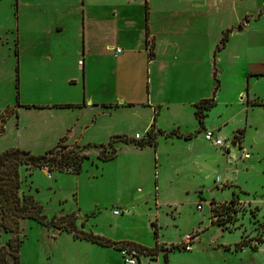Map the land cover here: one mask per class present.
Masks as SVG:
<instances>
[{"label": "rangeland", "instance_id": "rangeland-1", "mask_svg": "<svg viewBox=\"0 0 264 264\" xmlns=\"http://www.w3.org/2000/svg\"><path fill=\"white\" fill-rule=\"evenodd\" d=\"M29 1L0 0V115L4 119L0 152L18 147L41 154L67 135L65 143L86 145L88 157L78 173L44 168L51 178L40 168L28 175V170L20 166L19 192L32 195L47 218L74 214L75 226L84 231L106 238L107 234L130 238L143 246L153 247L156 242L177 244L176 249L166 252V264H264V243H257V238L264 239V201H260L264 200V107L248 108L254 121L244 125L245 81L241 77L245 64L250 70L264 71V0L236 1V9L245 8L252 18L246 23L240 21V28L236 24L233 36L228 33L229 44L217 51L220 54L213 64L219 87L204 123L207 127L216 126L225 117H217L218 113L229 112L227 125L216 131L228 151L204 140L193 111L184 108L175 125L192 133V138H159L155 148L117 142L115 157L107 161L98 160L99 148L91 145L106 143L117 134L129 137L136 131L141 135L147 112L139 110L136 120L131 110L128 114L112 112V116L99 118L86 129L78 122L72 128L79 130L76 134H66V130L60 134L62 127L69 129L74 123L76 112L46 106L70 100L79 92L81 84L74 85L76 78H83L79 64L84 60L87 65L81 54V31L70 23L63 24L60 30L33 24L34 14L26 8ZM138 37L139 29L134 27L125 39L134 53L127 60L119 59L125 51V44L120 41L123 45L113 43L107 50L100 49L102 55L97 61L103 65L100 78L106 94L102 98L113 99L112 91L118 89L115 79L125 63L130 72L129 89H119L133 102L145 100L147 56L139 49ZM77 48L78 64L73 59ZM254 79H249L248 95L264 100V75ZM197 80L201 92L213 87L208 66L204 65ZM241 88L244 90L239 93ZM205 94L210 96L211 91ZM225 100L230 102L226 108ZM169 123L170 119L165 118L163 124ZM96 125L103 130V136H99L103 139L90 135ZM237 127L245 128L246 147L231 142ZM105 150L109 152L110 148ZM247 152L249 157L244 156ZM243 198H248L250 204L239 200ZM223 221L226 222L217 224ZM150 222L156 226L155 238ZM14 235L21 239L19 264L123 263L122 254L116 249L70 242L65 234H56L31 219H20L17 233L0 229V243L5 244ZM238 242L246 245L235 249ZM251 245L256 249L252 250ZM158 252L155 260L154 255L137 252L136 264H165L163 251Z\"/></svg>", "mask_w": 264, "mask_h": 264}, {"label": "crops", "instance_id": "crops-1", "mask_svg": "<svg viewBox=\"0 0 264 264\" xmlns=\"http://www.w3.org/2000/svg\"><path fill=\"white\" fill-rule=\"evenodd\" d=\"M236 1L237 0H30L26 8H30L32 14H34L31 16V22L33 24H47V26L50 25L49 27H51V30H60L63 24L70 23L76 25L79 31H81V54L83 53L84 57H86L87 65L85 67L84 60L79 64V67L82 69L81 73L83 78L81 76L74 81V85L81 84L80 89L78 88L79 92L74 95L72 99L63 100L61 102L79 104V106L56 107L72 109L76 112L74 113V123L71 124L69 129L62 127L60 134L64 130H66V134H76L79 130L75 131V129L72 128L75 127L78 122H82V126L86 129L89 125L91 126V124L97 122L99 118L103 119L106 118L105 116H112V112L120 111L121 113L126 112L125 114H128V111L131 110L135 115L134 120H136L140 112L139 110H146L147 118L145 124L141 126V135L134 131L130 135L127 134L129 137L133 138L135 133H137L140 138L143 137L145 131L153 122L155 128L163 132L176 128L179 133L190 134V138H192V133L181 131L179 125L175 124H177L178 119L182 117V110L184 108L188 109V111L189 109L190 111H194V104L200 99L213 96L214 100V93L218 91L219 82L214 92L213 88L215 81L213 87L210 86V88L201 92L199 91L201 88L199 80H197V75H201L203 67L206 65L208 66V71L211 72V77L213 78V71L216 76V68L213 64L216 55L220 54H217V51L219 52L227 48L229 44L227 41L230 39L228 36L224 46L221 49L215 50L222 33L225 30H229L228 33L233 36V31L236 26L237 28L241 27L240 21L246 23L252 18L245 8L241 10L236 9ZM238 1L241 2L242 0ZM243 6H246V4ZM134 27L135 29H139V49L141 47L140 50L147 56L146 64L148 73L146 76L148 82L146 98L145 100L133 102L123 96V91L119 88L128 90L130 83L128 79L130 72L128 66L127 68L125 67V63L121 64L117 79H115V87L118 89L112 91L114 95L113 99L102 98V96L106 94L105 84L100 78L104 70L103 65L100 60L97 61L98 56H100V54L102 55L100 49L107 50V46L111 47L113 43H123L125 44V51L120 55L119 59L127 60L128 56L134 53L132 52V46L125 39L129 38L130 31L133 30ZM146 40L147 43H151L152 46L150 55L146 48ZM117 52L119 53V51ZM244 52L247 56L248 51L246 50ZM79 55L77 48L73 53L75 63L78 61ZM246 65L247 64L244 65L241 71V77H243L245 81L243 123L244 125H251L254 120L249 116V110L252 106H258L253 104L254 102L264 103V100L257 99L255 96L252 98L249 97V79L250 77H254V80H256L258 77L264 75V71L260 68L250 70ZM136 71L134 70V73ZM91 80H93L92 87L90 85ZM242 89L244 90V88L239 89V93H241ZM209 91H211L210 96H208V94L204 95V93H208ZM125 93H127V91ZM228 105L230 106L229 100H225V108L228 107ZM248 108L250 109L248 110ZM209 109L206 111V114ZM206 114L203 117L202 127L200 129H203V131L213 130L216 136H220L216 131L220 129L219 127L227 125V119L229 117L226 115L229 114V112L226 110L224 114L218 113L217 117L221 118L223 115H225V117L213 127H207L205 125L204 118ZM165 118L170 119L169 124H163L165 123ZM99 128L100 125H96L90 129V135L95 136V139H103L99 138L100 135L103 136V130ZM237 129L241 128L237 127L236 130ZM244 129L239 142V145L242 146L241 148L246 147L243 146ZM116 131L123 133L122 131L124 130ZM107 133L111 134V132ZM64 137L67 140L68 136L66 135ZM159 138L168 139L172 137L164 138L159 135L156 140L158 141ZM90 144L91 143H88L87 145ZM132 145L134 146V144ZM149 147L155 148V146ZM248 147L251 148V144H249ZM245 149L246 148H244V150ZM156 156L159 158V153H156ZM244 156L249 157V152ZM41 170L45 172L48 178L52 177V175L46 173L44 168H41ZM180 189H182V187ZM245 196L248 197V193H245ZM239 200L243 203L246 201L247 205L250 204L248 198ZM251 200L256 201L254 197H251ZM260 201L264 200L260 198ZM172 202L175 201L173 200ZM49 229L56 234H65L70 238L68 239L70 242H85V244H93L92 246L95 247L100 246L86 240L73 238L71 233L64 230L54 227H49ZM106 236L113 241H130L137 243L130 238H115L110 234ZM154 245L163 249L164 247L177 244L172 243L166 245V243L157 244L156 242ZM83 246L89 247L88 245ZM146 247L151 246L146 245ZM117 251L121 253V250ZM157 253L154 255V260L158 256ZM154 264H157V262L154 261Z\"/></svg>", "mask_w": 264, "mask_h": 264}, {"label": "trees", "instance_id": "trees-1", "mask_svg": "<svg viewBox=\"0 0 264 264\" xmlns=\"http://www.w3.org/2000/svg\"><path fill=\"white\" fill-rule=\"evenodd\" d=\"M229 30H225L215 47V50L221 49L224 46L225 41L227 40ZM148 54H151V43L145 41ZM150 46H149V45ZM16 45V43H15ZM17 50L15 47V54ZM17 75H15V80H17ZM215 85L213 92L218 86V81L215 76V72H212ZM214 100L213 96L209 98L200 99L194 104L193 115L197 120L199 129L202 127V120L206 114V111L213 106ZM255 105H263L261 102H254ZM79 104L71 103H58L47 105L46 107H75ZM109 106V105H104ZM27 107V105L25 106ZM45 107V106H44ZM16 116V114H15ZM3 115H0V133L3 131ZM243 129H237L236 132L232 134L231 141L232 143L239 144L240 138L242 136ZM162 136L164 138L168 137H182L188 139L191 137L190 134H181L177 131L176 128L169 131L163 132L160 129L155 128L154 123L152 122L149 128L145 131V134L141 138H130L125 135H113L111 136L106 143L92 144L99 148V151L96 153V158L100 161H107L115 157L116 149L115 143H132L135 146L142 148L144 146H155L157 136ZM110 148L109 152H106V147ZM86 145L80 146L78 144L68 145L65 143V137L62 136L59 138L57 143L45 150L41 154H33L28 150H24L18 147L6 148L0 152V229L2 232L8 233H17L18 223L20 219L27 218L34 220L38 224L45 227H54L60 230L71 233L73 238L86 240L91 243L111 247L116 250H133L140 252L143 255H155L159 250H163V259L167 261V251H172L177 248V245H170L169 247H164L163 249L158 248L156 245L153 247H146L138 243L130 241H113L109 238L97 235L91 231H84L79 229L74 224V214H64L58 217L52 216L47 218L41 212V205L35 201L30 194H23L19 192L20 187V175L19 168L24 166L28 170V175L31 174L32 170L36 168H46L48 171H69L72 173H78L81 169V164L87 154L85 153ZM232 199H230L231 201ZM223 204V203H222ZM217 223L219 225L225 223ZM152 227V232L154 238L156 237V226L153 222H150ZM21 239L17 236L9 237L5 244L0 243V264H19V246ZM257 243H264V239L257 238ZM246 244L235 243V249H240L241 246ZM252 250L256 249L255 245L250 246ZM228 248V247H226Z\"/></svg>", "mask_w": 264, "mask_h": 264}, {"label": "built area", "instance_id": "built-area-1", "mask_svg": "<svg viewBox=\"0 0 264 264\" xmlns=\"http://www.w3.org/2000/svg\"><path fill=\"white\" fill-rule=\"evenodd\" d=\"M263 9H264V7H263ZM116 51H119V49L116 48ZM79 62L80 61L78 60V63ZM133 138L137 139L140 137L137 133H135L133 135ZM203 138H204V140L208 141L211 144H214L218 147H224L225 151H228V148H226L224 146L223 139H221L219 136H216L215 132L213 130H204L203 131ZM114 213H116V211H114ZM121 253H122V257H123V264H136V259H135L136 252L135 251L123 249V250H121Z\"/></svg>", "mask_w": 264, "mask_h": 264}]
</instances>
